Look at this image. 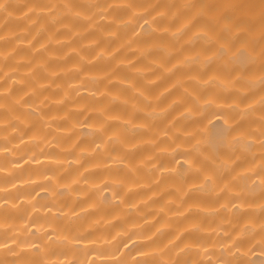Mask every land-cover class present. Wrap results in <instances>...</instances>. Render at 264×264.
I'll return each mask as SVG.
<instances>
[{
    "label": "clouds",
    "instance_id": "9594fccd",
    "mask_svg": "<svg viewBox=\"0 0 264 264\" xmlns=\"http://www.w3.org/2000/svg\"><path fill=\"white\" fill-rule=\"evenodd\" d=\"M0 264H264V0H0Z\"/></svg>",
    "mask_w": 264,
    "mask_h": 264
},
{
    "label": "bare ground",
    "instance_id": "6f19581e",
    "mask_svg": "<svg viewBox=\"0 0 264 264\" xmlns=\"http://www.w3.org/2000/svg\"><path fill=\"white\" fill-rule=\"evenodd\" d=\"M218 127V126H217Z\"/></svg>",
    "mask_w": 264,
    "mask_h": 264
}]
</instances>
